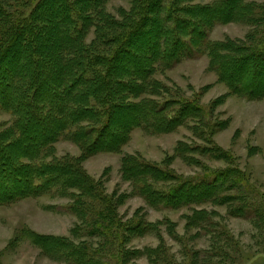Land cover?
Wrapping results in <instances>:
<instances>
[{"label":"trees","instance_id":"trees-1","mask_svg":"<svg viewBox=\"0 0 264 264\" xmlns=\"http://www.w3.org/2000/svg\"><path fill=\"white\" fill-rule=\"evenodd\" d=\"M109 1L0 0V111L13 119L8 128L0 130V206L23 198L73 195L76 201L67 209L89 225L87 234L104 238L100 244L104 249L87 244L78 249L64 238L57 241L64 251L59 253H70L74 264H126L142 254L154 264L161 260L172 264L161 245L141 252L124 247L126 240L158 234L164 224L173 233L176 224L150 222L139 211L124 221L118 204L126 196L121 195L117 204L116 195L108 196L104 182L90 177L81 163L97 149L121 153L133 129L160 135L190 124L194 137L209 146L181 141L177 157L207 173L183 177L167 167L170 161L163 167L125 155L123 177L133 187V195L158 210L227 203L231 215L245 217L254 210L264 217L263 205L249 201L248 179L238 166L206 171L200 160L210 157L231 163L229 154L211 139L219 125L209 121L210 114L198 100L183 98L156 79L184 60L207 55L210 70L231 91L247 99L264 96V2L216 0L191 7L192 0H131V8H122L115 16L105 10ZM47 2L51 17L40 13ZM15 4L22 11L33 7L20 15L10 10ZM58 20L60 27L55 28ZM230 22L250 30L242 39L210 38L216 26ZM92 29L95 39L89 44ZM59 37L61 44L49 51V44ZM23 54L25 62L20 65ZM128 72L136 74L132 77ZM38 95L44 98L42 104ZM118 117L123 134L112 131ZM49 122L52 129L45 131ZM64 133L83 149L84 156L56 157L55 144ZM14 144L25 154L14 156ZM25 158L27 163L22 161ZM209 214L206 209L194 210L193 218L186 217H190L186 227L203 230L213 226ZM106 239L111 240L108 248Z\"/></svg>","mask_w":264,"mask_h":264},{"label":"rangeland","instance_id":"rangeland-1","mask_svg":"<svg viewBox=\"0 0 264 264\" xmlns=\"http://www.w3.org/2000/svg\"><path fill=\"white\" fill-rule=\"evenodd\" d=\"M214 1L216 0H192L189 6H207ZM249 1L264 2V0ZM48 5L49 2L41 8L40 13L46 12L45 17L50 16ZM13 6L10 10L15 13L18 11L20 15L24 11L29 13L33 7V5L28 6L22 11L21 6L16 4ZM122 8L129 10L131 0H111L105 6V10L115 16H119ZM54 22L55 28L60 27L59 20ZM249 30V26L230 22L216 26L210 38L213 41H223L227 38L242 39ZM57 34L60 35V32ZM61 37L49 44V51L52 52L54 50L52 47L61 44ZM94 39L95 29H92L87 37V43L90 44ZM25 56L23 54V60L20 57V65L22 63L24 65ZM15 62H17L16 58ZM209 62L207 55L187 59L163 74H157L156 79L183 98L198 100L210 114L209 121L219 125L211 139L217 147L229 154L232 158L231 163L202 157L200 160L205 164L206 171H218L235 164L248 179L252 192L249 201H255L257 206L260 204L264 207V96L247 99L234 93L214 71L210 70ZM124 64L130 66L127 62ZM134 73L128 72L129 75L133 74L132 77L136 74ZM126 80L129 78L126 77ZM64 94L61 91V95ZM41 99L44 98L38 95L40 104H42ZM49 101L51 100H47V103ZM134 103H138V100H134ZM128 118L129 121L134 120V117ZM12 121V115L0 111V130L8 128ZM126 121L127 119L124 120ZM114 122L113 133L123 134L124 130L120 129L124 127L121 126L120 118H115ZM51 124L52 122L45 124L47 127H44V130L52 129ZM189 125L160 135L149 134L143 129H133L121 153L101 152L97 149V152L88 156H84L83 149L64 133L55 144L56 157L60 159L66 156L75 158L84 156L85 159L80 167L94 180L104 182L108 196L113 197L115 194L117 204L121 195L126 196L124 201H120L121 205L118 204L119 215L124 221L132 218L139 211L138 214L150 222L163 224L162 221L169 220L176 224L173 233L171 228L164 224L159 227L158 234L126 240L124 250L141 252L161 245L163 253L172 264H264V223L257 225L259 221L264 222V217L259 212L250 210L245 217H238L229 213L227 203L223 206L208 203L202 207L194 206L192 208L194 210L206 209L215 224L203 230L192 225L191 229H188L186 221H189L190 217L193 218L194 210L153 209L144 199L133 195V187L124 179L122 167L125 155L139 156L146 162L163 167H166L163 165L165 161H170L167 167L183 177L205 175L207 172L187 165L176 154L178 143L181 141L198 146H209L208 143L194 137ZM38 135L34 134V136ZM14 145H12L14 156L25 154L24 149L19 151L16 144ZM22 161L28 162L26 158ZM75 201L76 197L73 195L72 197L44 196L36 199L23 198L14 204L0 206V264H74L70 253L64 255V251L58 245L60 242L57 241H61L62 238L76 248L87 244L93 249H104L103 245L100 246L104 238L87 234L89 225L87 226L86 222L81 221L76 214H72L67 209ZM187 216L190 217L186 218ZM105 242H107L106 248L110 247L111 240L106 239ZM112 244L118 246V242ZM112 248L118 247L112 246ZM48 250L63 253L50 254ZM125 263L154 264L145 254ZM156 264L165 263L161 260Z\"/></svg>","mask_w":264,"mask_h":264}]
</instances>
